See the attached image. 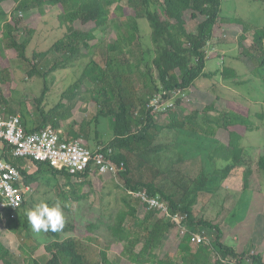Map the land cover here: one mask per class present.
<instances>
[{"label":"trees","instance_id":"trees-1","mask_svg":"<svg viewBox=\"0 0 264 264\" xmlns=\"http://www.w3.org/2000/svg\"><path fill=\"white\" fill-rule=\"evenodd\" d=\"M4 1L7 0H0V84L7 88L11 84L7 80L4 81V77L8 74L12 79L14 74L7 55V51L13 50L16 58L31 65L27 75L30 78L42 76L44 85L40 95L34 98L37 113L35 120H30L29 114L21 107V102L18 108L13 107L4 95H0V116L19 114L26 132H33L50 124L55 129L63 127L64 132L66 131L72 139L88 140V126L85 124L64 127L60 122L64 120L63 109L67 107L63 97L71 100L79 95L82 85H90L86 90L90 95L89 101L96 107L92 118L95 126L97 127L100 118H111L113 133L108 142L98 139L92 149L111 148V159L118 164L124 163V170L119 171L118 175L122 180L121 188L124 192L121 197L122 204L114 214L109 229L112 236L123 243L126 264H149L151 261L157 264H229L228 257L243 263L244 257L249 254L247 250L237 251L225 244L222 229L218 224H212L202 217L196 218L194 205L205 184L206 176L202 174V179L197 181L181 171L174 170L173 160L162 157L163 152L169 151V145L158 143L157 140L165 128L185 131L200 137L215 136L217 129H224L226 143H217L208 154L211 162L220 160L226 163L224 168L214 170L224 179L234 168L245 165L246 152L241 141L253 130L249 110L232 106L227 110L217 111L215 105L210 103L201 109L190 107L187 114L180 115L172 105L165 110L169 121L162 125L155 120L159 112L154 111L149 103L157 93L179 91L180 94L194 88L195 81L202 77H213L218 72L222 76L225 73H233L230 68H222L220 71L205 70V48L215 37L216 28L219 27L222 30L230 26L242 27L238 40L242 54L253 64V70L262 73L264 26L255 28L241 18L229 19L221 16L222 0H11L21 13L36 10L38 14L43 15L48 6L60 10L57 17L60 26L65 28L63 36L48 49L33 51L31 57H28L27 46L34 30L27 28L29 38L20 40L22 18L19 15L9 17L2 7ZM123 1L125 5H121ZM113 5L115 8L111 11ZM115 16L120 18V25L117 27L115 39L105 44V56H102L97 51L100 45L96 41L95 31L108 27ZM141 19H145L147 27L149 26L148 34L152 48L146 50L141 48ZM76 22L82 26L92 23L93 26L85 30L79 28ZM191 22H195L194 31L187 28ZM249 35L251 41L248 43ZM135 50L138 51V56ZM50 53L56 57L52 65L41 73L37 65ZM146 53L153 55L150 60L145 59ZM75 65L81 68L78 78L65 90V94L62 93L61 100L47 108V75L57 69ZM259 76L264 78V73ZM175 104H182L180 98L176 99ZM95 133L96 136L99 135L97 128ZM0 157L18 166L24 183L30 186L38 181V175L41 173H49L55 177L62 175L68 182L71 178L76 179L71 183L72 193L75 186L88 184V177L97 174L96 171L86 170L71 175L65 170H57L48 163L39 161L34 162L36 170L28 173L23 168L25 161L12 157L10 147L5 142H0ZM256 166L259 172H264V154L257 155ZM251 174L250 168L243 171L245 188L251 186L248 179ZM56 187L61 189V186ZM129 189L146 190L152 196H160L167 202L170 212L186 215V231L176 246L177 258L169 252L159 259L154 256L164 235L175 228L176 224L157 217L158 214L154 210L144 212V204L137 199L136 204L133 197L127 194ZM87 196L88 192L75 198ZM25 204L26 200L21 207ZM19 209L6 212L7 225L17 236L18 248L24 256L21 259L0 238V263L42 264L35 256V251L41 243L32 239L30 233L23 234L25 229H29V223L25 220L21 223L13 217V213L18 214ZM201 226L216 229L217 235L213 242L202 239L192 243L193 234H199ZM96 228L94 223H89L80 236L75 234L73 225L68 223L61 231L45 233L47 242L44 249L49 254L45 264H111L106 248L99 249L98 258L90 255L89 245L100 243L94 235ZM213 252L218 254L214 261L211 256ZM251 258L252 264H264L260 252L251 255Z\"/></svg>","mask_w":264,"mask_h":264},{"label":"rangeland","instance_id":"rangeland-1","mask_svg":"<svg viewBox=\"0 0 264 264\" xmlns=\"http://www.w3.org/2000/svg\"><path fill=\"white\" fill-rule=\"evenodd\" d=\"M121 5H125V1L121 2ZM114 8L115 5L111 7V11ZM59 12L58 8L51 6L47 7L43 15L38 14L36 10L22 12L19 39L29 38L26 32L27 28L34 30L27 46L28 57H31L33 51L48 49L63 36L65 28L59 24L57 17ZM18 14L19 12L16 13V15ZM221 16L229 19L241 18L255 28L263 27L264 0H222ZM147 24L145 19H141L140 28L143 35L141 48L143 50L152 48ZM76 25L85 30L93 26L92 23L82 26L79 22H76ZM119 25L120 18L115 16L108 27L95 31L96 41L100 45L97 51L102 56H105V44L115 39ZM187 28L194 31L195 22L189 23ZM241 33L242 27L240 25L230 26L225 30L220 27L216 28L215 37L205 48L206 71H220L222 68H230L233 73H225L222 76L218 72L213 77L197 79L194 88L177 94L171 100V104L178 109L180 115L187 114L190 107L201 109L210 103H213L221 111L232 106L249 110L253 130L248 132L241 141L246 152L245 165L234 168L224 179H221L214 172L215 168L222 169L226 164L220 160L213 163L207 158V154L219 142V139L226 140V132L222 128L217 129L216 133L218 134L211 136L212 138L194 136L185 131L165 128L157 142L169 145V151L163 152L162 157L173 160L174 170L181 171L197 181L202 179V174L206 176L204 187L199 192L197 202L194 205L196 218L202 217L212 224H218L222 229V239L225 244L237 251H248L249 254L244 257L241 264H252L251 255L260 252L264 258V172H259L256 166L257 155L264 154V78L259 76L264 71L261 73L253 70V64L243 56L242 48L238 42ZM250 41L251 36L249 35L247 42ZM135 53L138 56V51ZM7 55L14 76L12 75V79L8 74L4 77V81L7 80L11 84L8 88L4 84H0V95H4V98L13 107L18 108L21 102V107L33 121L37 118L34 98L40 95L44 80L42 76L30 78L27 72L31 69V65L20 58H16L13 50L7 51ZM137 56L134 57V61L137 60ZM152 56L151 53H146L145 59L150 60ZM55 57L53 53H50L46 58L39 61L37 69L44 73L52 65ZM143 68L144 65L141 66V69ZM80 70V66L75 65L57 69L47 75L49 88L45 102L47 108L54 106L61 100L62 93L65 94V90L78 78ZM87 88H90L88 83L82 85L79 95L71 100L63 97V102L67 107L63 109L65 117L60 123L64 127L78 123L88 126V140L83 141L92 149L98 139L108 142V139L113 136L112 120L111 118H100L97 127L95 126L92 118L96 112V107L93 102L89 101L90 95L86 90ZM177 98H180L182 102L179 106L175 104ZM165 108L167 107L164 106ZM164 109L157 113L158 116H155V120L162 125L169 121L168 115L165 113L166 109ZM96 128L99 131L98 136L95 133ZM246 168L252 169V174L248 177L251 186L248 188L244 187L242 179L243 171ZM35 170V165H31L27 172L33 173ZM88 180V184L80 187L75 186L71 193V183L76 181L75 178H71L68 182L62 175L55 177L49 173H41L38 175V181L33 183L26 204L20 207L18 214L13 213V217L21 223L24 220L28 222L25 213L35 204L45 202L53 205L59 202L65 224L71 223L75 234L81 236L89 223H94L97 226L94 235L100 243L89 245L91 246L89 251L92 257L98 258L99 249L106 248L107 257L111 264H126L127 258L123 251V243L117 241L109 229L114 214L122 204L121 197L124 194L121 188L122 180L120 178L115 180L108 174L90 175ZM56 185L61 186V189H58ZM86 192H88L87 197L75 198V196ZM132 199L136 204L138 203L135 198ZM145 210L144 208V212ZM7 220V214L0 217V238L8 248L22 259L24 255L18 248V238L13 230L8 227ZM28 233L32 239L41 243L35 251V256L42 264H45L49 257L44 249V244L47 242L45 233L34 234L30 224L29 229L23 231L24 235H28ZM183 233L184 230L177 227L167 232L162 243L155 250L154 256L159 259L169 252L177 258L176 246ZM199 234L208 242H213L217 231L214 228L201 226ZM211 256L213 261L218 258V254L215 252ZM227 260L229 264H240L230 257ZM149 264L157 263L151 261Z\"/></svg>","mask_w":264,"mask_h":264},{"label":"built area","instance_id":"built-area-1","mask_svg":"<svg viewBox=\"0 0 264 264\" xmlns=\"http://www.w3.org/2000/svg\"><path fill=\"white\" fill-rule=\"evenodd\" d=\"M18 15L22 16L23 13L19 12ZM177 94L179 91L157 93L150 99L149 106L160 112L164 106H172L171 100ZM0 142H5L10 147L12 157L25 161V169L39 161L71 175L90 170L97 174H108L115 180L119 178V171L124 170L123 162L118 164L111 159V148L90 149L82 140L72 139L62 129H55L50 124L39 130L26 132L19 114L0 116ZM31 191L32 186L24 183L20 168L0 157V217L5 216L8 210H18ZM127 194L144 204L146 210H154L159 217L174 222L177 228L186 231V215L170 212L167 202L160 196H152L146 190L130 189ZM202 239L205 238L196 233L193 234L192 242L197 243Z\"/></svg>","mask_w":264,"mask_h":264},{"label":"clouds","instance_id":"clouds-1","mask_svg":"<svg viewBox=\"0 0 264 264\" xmlns=\"http://www.w3.org/2000/svg\"><path fill=\"white\" fill-rule=\"evenodd\" d=\"M34 234L58 232L64 228L65 220L59 202L49 205L45 202L35 204L25 213Z\"/></svg>","mask_w":264,"mask_h":264},{"label":"crops","instance_id":"crops-1","mask_svg":"<svg viewBox=\"0 0 264 264\" xmlns=\"http://www.w3.org/2000/svg\"><path fill=\"white\" fill-rule=\"evenodd\" d=\"M2 7L4 8V10L7 12V14H8V16L10 17L11 15H16V13H18V10L16 9V4L13 2V1H11V0H7V1H4V2H2ZM215 108H216V106H215ZM178 110V109H177ZM215 110H217V111H221V110H218L217 108L215 109ZM212 113H214V112H212ZM63 128V127H62ZM219 133H221V132H219ZM218 133H216L215 135H217ZM208 138H212V137H208ZM210 140H212V139H210ZM226 141H227V138H226V140H224V139H219V142H223V143H226ZM219 142H217V143H219ZM216 143V144H217ZM215 144V145H216ZM214 145V146H215ZM197 154V153H196ZM196 154H193V155H196ZM207 158H208V154H207ZM27 170V169H26ZM204 187V186H203ZM202 187V188H203ZM201 188V189H202Z\"/></svg>","mask_w":264,"mask_h":264}]
</instances>
